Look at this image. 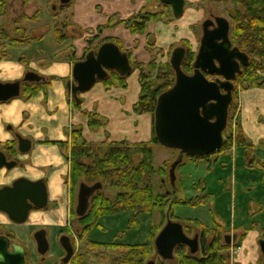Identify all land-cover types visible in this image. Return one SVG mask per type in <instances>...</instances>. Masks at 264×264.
<instances>
[{
  "label": "trees",
  "instance_id": "trees-1",
  "mask_svg": "<svg viewBox=\"0 0 264 264\" xmlns=\"http://www.w3.org/2000/svg\"><path fill=\"white\" fill-rule=\"evenodd\" d=\"M75 0L71 4L61 6V11H70ZM224 3H231L235 14L233 24L231 25V41L234 48H238L242 53L246 54L250 63L248 67L243 68L241 74L238 75L235 81V90L233 93V102L229 109V130L224 132L225 142L221 151L215 155L223 154L233 149H243L247 154L255 152L252 144L247 140L242 126L240 113L239 96L241 92L260 88L264 89V0H220ZM169 10L167 15L162 11L143 12L139 13L127 21H123L119 15H115L109 19L105 27H100L97 30V35L91 39H87V49L85 55L91 51H98V49L107 42L101 41L102 32L106 29H112L120 25H125L133 34L144 35L147 33L148 27L152 23L171 24L174 22V16L171 13V8L165 6ZM241 9V11H240ZM173 16V17H172ZM26 19V18H25ZM57 21V16L54 17ZM30 20L34 22L39 21L38 15H35ZM67 22L66 19L63 21ZM70 24L65 23L59 29L55 28L53 36L55 41L63 45L69 41V36L65 29ZM17 32L20 29L16 30ZM94 32H90L93 35ZM40 40L35 39H12L6 31L0 27V56H10L6 47H3L4 42L7 43L8 48H15L17 46L29 47ZM183 45H189V42H182ZM122 52H126L120 47ZM130 60H132V53L128 52ZM197 53L191 47L187 50L186 59L182 65L183 72L186 75H193L194 62ZM85 58V57H84ZM20 60H27L21 58ZM132 66L134 71H139V82L141 84V95L139 102L134 107V113L138 116L150 114L153 119L158 104L159 97L170 91L176 83V75L168 63L164 69L158 71L156 79L145 74L142 65L133 61ZM210 79V77H209ZM107 90L113 87L121 89L128 88V77L121 78L118 75L111 73L110 78L103 82ZM26 87L34 92L36 87L40 85H26ZM74 108L82 111V102L77 104L71 99ZM83 115L88 119V127L93 132L100 131L107 128V122L101 118L96 112L82 111ZM236 125H232L233 117L236 116ZM228 133V135H227ZM227 135V136H226ZM68 141L58 142L61 149H65V158L72 161L71 167V190L76 197L79 186L85 183L93 186L101 183L109 190H116L114 199L109 198L100 192L91 199L90 209L87 215L83 218L77 219L80 224H88L92 229L98 226L100 222L108 218H114L121 215L130 216V225L128 230H139L140 217L153 216L155 212H159L164 219L167 217V212L171 208V221L176 222L174 216V208L178 206H188L197 208L199 206L209 204L211 200V193L207 184L200 191L204 196H195L189 201L173 202L169 196H161L156 193L155 178L159 174H163V169H156L154 163L155 151L153 146H158L155 131L153 129V137L150 143L131 144L129 142L112 143L109 138L105 142L95 144L88 143L83 137V130L81 128H72L67 132ZM69 140L71 141V149L69 150ZM0 151L3 152L9 161L17 159L18 144L11 147L1 145ZM214 155V156H215ZM191 161H209L211 157H185ZM182 166V165H181ZM180 166V167H181ZM179 167V168H180ZM211 171V170H210ZM166 216V217H165ZM166 221V220H165ZM190 224H196L201 228L208 229L199 221H187ZM164 224V222H163ZM162 224V225H163ZM161 230L152 224L150 228V237L144 244L122 245L119 249L118 259L116 264H145V260L153 253L152 241L156 234ZM264 232V231H262ZM245 237L242 239L244 240ZM261 240H264L261 239ZM221 239L216 238L210 245L204 241L202 246V259H198L192 255H185V247L177 248V253L181 258L180 264H226L227 257L222 255L226 247L220 243ZM110 259L97 258L92 263L85 262L83 264H109Z\"/></svg>",
  "mask_w": 264,
  "mask_h": 264
},
{
  "label": "rangeland",
  "instance_id": "rangeland-1",
  "mask_svg": "<svg viewBox=\"0 0 264 264\" xmlns=\"http://www.w3.org/2000/svg\"><path fill=\"white\" fill-rule=\"evenodd\" d=\"M3 1L8 7H10V9L5 7V14L1 16L3 10L0 7V27L3 28L12 39H29L34 41L39 37H45L47 34L51 33L50 31H54L56 27L61 29L65 23L70 24L65 31L70 38L72 37L70 11H61L62 5L60 4V0ZM153 1L155 9L153 8L152 12L162 11L167 15L169 10L166 9L165 6L160 5L158 0ZM186 5L187 8L184 18L179 21V24L184 25L186 23L195 22L191 29L196 34L197 43L195 47L191 44L190 46H185L180 43L173 46L167 53L165 50L160 49L159 46H157L155 42L156 40L153 36L149 37L146 48L151 58L150 62L148 64H139L142 65L143 71L146 75L151 77L152 80L156 79L160 69H164L165 66L170 63L172 53L176 48L182 47L187 51L188 48L191 47L194 52H198L203 34L202 25L206 20L222 17L227 19L231 25L233 24L235 11L231 3H224L220 0H203L194 5H190L186 1ZM35 15H38L39 17L38 22L30 20ZM55 16H57V21L54 19ZM41 19L42 26L37 30L38 23L41 22ZM65 19L67 22L64 23L63 21ZM174 21L177 20L174 19ZM18 29H20L19 32L16 31ZM79 35L81 34L76 32L73 36L75 37ZM95 35H97V33H94L92 36L95 37ZM48 37H50V35ZM48 37H46L45 40ZM51 37L52 38L46 40V44H51V49H53L56 47V41L54 40L53 35H51ZM3 45L9 53L12 52L10 57L18 59L24 54V46L8 48L7 43L5 42ZM33 45L34 44H31L30 46L32 47ZM72 49H74V46L72 42H69L67 46L68 53H71L70 51H72ZM35 56L38 57L37 55ZM27 57L24 58L29 59ZM132 75L128 78L132 77ZM262 77L264 76L262 75ZM210 80H214L213 77H210ZM237 113H240L239 109ZM237 113L236 116L233 117L232 125L234 126L236 125ZM228 130L229 128L227 127V131ZM153 148L155 151L154 163L156 169L158 170L161 168L164 170L163 174H159L155 178L157 194L164 197L169 196V199L173 202L189 201L195 196H204L200 189L204 188V184H207L208 191L212 195L211 200L207 205L199 206L197 208L178 206L175 207L173 211L177 220L176 222L183 225L185 232L190 238H195L196 235L199 236L201 244L200 251L196 257L202 259V246L204 241L206 244L210 245L216 238H220L221 245L226 247L222 252V255L227 257L226 264H241L238 259L239 254L237 253V250L242 248L244 241L242 239L244 237L247 239V236L253 232L258 233L255 242L257 260L253 264H263L264 260L258 242L264 238V232H262L264 231V161H262L264 158V146L256 147L255 156L249 153L247 154V158L243 149H233L231 152L227 151L220 155L211 156L209 161L195 162L184 158L182 166L176 170L175 187H172L170 182V169L172 164L178 159L179 153L165 149L160 145L153 146ZM61 150L65 155V149ZM19 163H27V161H19ZM101 193L114 199L117 192L116 190H109L104 187ZM62 202L71 208L72 216L69 222H77L78 217L76 214V208L78 191L74 198L72 190L70 189V199ZM49 207L55 208V202H50ZM170 210L171 208L167 212V217L165 216L166 218L164 219L160 216L159 212H155L151 217H140L139 230H128L130 225L129 215H121L105 219L102 222L107 230H109L108 234L105 236L106 240H110L113 236H116L119 233H124L126 235L125 241L127 243H132L133 245L144 244L150 237V228L152 224L162 230L167 221L172 220L170 217ZM190 220L199 221L208 229L201 228L196 224L188 223L187 221ZM43 227L48 229L50 235L52 234V238H49V241L53 245L50 252L44 256V260L43 257L37 253L36 243L33 239L34 233ZM64 227L65 225L47 227L33 226L30 224L16 225L10 222L9 219L7 222L0 219V234L11 236L15 243L24 246L28 252V258H30V264H56L58 260L57 258L60 256L59 251L56 249V230L58 231ZM161 230L156 234L152 241L153 253L147 257L145 264H148L151 261H154L155 264H180L181 258L177 253V249L174 252V259L171 261H163L157 254L155 240ZM235 235L238 237L237 240H232L231 244L228 245L225 241V237H234ZM83 247L84 244L77 246L81 253H85ZM110 253V256H112L113 252L111 251ZM185 255H190L187 248H185ZM246 255L249 256V254Z\"/></svg>",
  "mask_w": 264,
  "mask_h": 264
},
{
  "label": "water",
  "instance_id": "water-1",
  "mask_svg": "<svg viewBox=\"0 0 264 264\" xmlns=\"http://www.w3.org/2000/svg\"><path fill=\"white\" fill-rule=\"evenodd\" d=\"M160 5L170 7L175 20H180L185 14L186 0H158ZM72 0H60L62 6L71 4ZM202 38L193 65L194 73L189 76L183 72L182 65L186 59L185 48H176L171 56L170 64L176 75L174 87L162 94L154 117V131L158 144L168 150L179 153L178 159L170 169V182L175 187L176 170L183 164L185 157H211L221 151L225 138L224 132L228 126L229 109L233 103L235 81L242 69L248 67L249 57L231 41V24L222 17L206 20L202 25ZM75 65V80L72 100L81 103V96L92 90L95 85L110 78L114 73L121 78H127L134 72L129 56L122 52L113 42L103 44L98 51L88 53L83 61ZM209 77H215L211 81ZM26 81L39 82L41 78L35 74H26ZM19 86L0 85V101L18 95ZM78 92V96L77 93ZM18 152L27 153L30 141L17 136ZM5 154L0 151V166L5 164ZM7 157V156H6ZM8 159V158H7ZM9 169L18 161H10ZM104 186L97 183L89 186L82 183L79 186L76 214L79 218L87 215L91 199ZM44 182L33 184L27 180L17 181L14 188L0 191V211L9 214V220L16 225L26 224L31 207L47 206ZM49 206V204H48ZM234 237L226 236L228 245ZM64 239L61 242L68 253L67 262L72 254ZM35 240L41 256L50 250L46 232L36 233ZM18 243L4 235H0V253L6 257L7 264H27L26 250L24 254H9L15 248L9 244ZM264 260V240L258 242ZM178 247H185L190 255L195 256L200 251L199 237L190 238L185 234L184 227L178 222L167 221L155 240V249L163 261L174 259ZM149 264H155L150 262ZM264 264V263H263Z\"/></svg>",
  "mask_w": 264,
  "mask_h": 264
},
{
  "label": "crops",
  "instance_id": "crops-1",
  "mask_svg": "<svg viewBox=\"0 0 264 264\" xmlns=\"http://www.w3.org/2000/svg\"><path fill=\"white\" fill-rule=\"evenodd\" d=\"M186 1L190 5H194L203 0ZM153 2V0H75L70 10L72 25V37H69L70 40L63 45L56 42V47L51 49V44H46V40L52 38V30L45 37H39L38 40L40 41L32 47H24L22 57L29 56L27 57L29 59L35 58L46 61L62 59L73 64L83 61L87 47L86 41L92 37L90 32L97 33V30L100 27H105L109 19L115 15H119L123 21H127L139 13L152 12L153 8L155 9ZM180 20L169 24L171 25L170 28L168 27L169 25L164 23H152L144 35L133 34L125 25H120L112 29L104 30L101 41L118 42L128 56L130 55L128 52L132 53L131 62L136 61L140 64H148L151 58L146 47L148 45L147 40L151 36L155 38L157 46L167 53L173 46L184 41L189 42L195 47L197 37L191 29L195 22L181 25L179 24ZM40 26H42V19L38 23L37 30ZM177 29L182 34L179 40L172 38ZM76 32L81 35L74 37L73 35ZM49 35L50 37H48ZM46 37L48 38L45 40ZM69 42H72L74 46V49L70 51L71 53L67 51ZM22 57L18 59L20 60ZM134 72L132 77L128 78L127 89L113 87L107 90L102 82L95 85L92 90L80 97L82 111L96 112L107 122L106 129L97 132L90 130L87 117L83 115L82 111L74 108L72 105L76 120L70 127L65 128V136L68 137L67 132L70 129L79 127L83 130V137L88 143H103L107 138L112 143H150L153 137L154 119L149 114L138 116L134 113V107L139 102L141 95V84L139 82L140 72ZM239 105L241 126L247 140L252 144L254 149L264 146V89L253 88L241 92ZM67 140H55L51 142H67ZM255 152H251L250 154L255 156ZM262 161H264V158ZM257 235L258 233L251 232L247 236V239H244L242 248L237 250L239 254L238 259L241 264H253L256 262L255 242ZM246 254H249V256Z\"/></svg>",
  "mask_w": 264,
  "mask_h": 264
},
{
  "label": "clouds",
  "instance_id": "clouds-1",
  "mask_svg": "<svg viewBox=\"0 0 264 264\" xmlns=\"http://www.w3.org/2000/svg\"><path fill=\"white\" fill-rule=\"evenodd\" d=\"M181 36L177 29L172 38L179 40ZM29 73L41 78L39 82L26 81ZM74 80L75 65L67 60H19L0 56V85L19 86L18 95L0 101V145L11 147L17 136L31 143L27 153L17 154L18 161L27 163H16L9 169L8 164L12 162L5 156V164L0 166V191L14 188L21 179L33 184L43 181L48 201L46 207L29 209L26 224L63 226L71 220V208L62 201L70 199L72 161L51 141L68 139L64 130L76 120L71 103ZM26 85L41 87L33 92ZM68 148L71 149L70 140ZM49 202H55L56 207H49ZM0 219L7 222L9 214L0 211ZM8 247L15 248L9 254H24L20 244L10 243ZM0 264H7L3 253H0Z\"/></svg>",
  "mask_w": 264,
  "mask_h": 264
},
{
  "label": "flooded vegetation",
  "instance_id": "flooded-vegetation-1",
  "mask_svg": "<svg viewBox=\"0 0 264 264\" xmlns=\"http://www.w3.org/2000/svg\"><path fill=\"white\" fill-rule=\"evenodd\" d=\"M0 7L3 10V13L1 14V16H3V14H5V12H4L5 7H8V6L6 5V3L3 0H0ZM8 9H10V7H8ZM213 79L215 80L216 78L213 77ZM214 80H212V81H214ZM12 161H18V160L15 159ZM18 163H19V161H18ZM78 192H79V190H78ZM77 204H78V202H77ZM49 205H50V202H49ZM79 219L80 218L78 217V220ZM88 227H90L88 224H80L79 222H74V223L69 222V223L65 224V227L63 229H59L58 231L56 230V236H55V242L57 244L56 249L59 251V254H60V256L57 258L58 260H57L56 264H83L85 262L90 263L91 261L93 263L94 261H96V259L98 257L99 258L100 257L101 258L107 257L110 259L109 264H116V259H118V253H119V249L121 248V246L123 244L124 245H128V244L133 245L132 243H127L125 241L126 235L124 233H119L118 235L113 236L110 240H106L105 236L108 234L109 230H107V228L104 226L103 222H100L98 224V226L93 227L90 230L88 229ZM41 231H45L47 233L46 236H47L48 241H49V238L50 239L52 238V234L50 235L48 229H46L44 227L34 233L33 239L36 243L38 254H39L38 245H37V242L35 240V235H36V233L41 232ZM52 231H53V229H52ZM184 231H185V228H184ZM185 234L187 235L186 232H185ZM196 236H198V235H196ZM7 237L11 240V242H14L12 240L11 236H7ZM64 237H66V239H64L66 245L68 246L69 249H72L71 250L72 251L71 257L67 262H65V260L68 257V253L65 250V248L61 242L62 238H64ZM81 244H84L83 248L85 249V253H81L80 250L77 248V246H79ZM200 244L201 243L199 240V245ZM49 245H50V250H51L53 245L50 243V241H49ZM25 250H26V248H25ZM50 250H49V252H50ZM111 251L113 252L112 256H110ZM42 257L44 260V256H42ZM26 259H27V264H30V258H28L27 250H26ZM151 262H154V261H151Z\"/></svg>",
  "mask_w": 264,
  "mask_h": 264
}]
</instances>
